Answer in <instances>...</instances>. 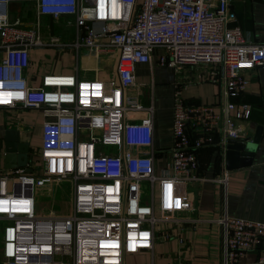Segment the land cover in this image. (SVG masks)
<instances>
[{
    "label": "built area",
    "instance_id": "1",
    "mask_svg": "<svg viewBox=\"0 0 264 264\" xmlns=\"http://www.w3.org/2000/svg\"><path fill=\"white\" fill-rule=\"evenodd\" d=\"M233 1L0 0V108H35L44 115L39 157L25 167L0 169V264H127L128 256L145 252L152 258L146 264H157L159 241L187 244L178 226L197 221L180 215L193 211L189 187L204 180L199 150L214 131L224 151L246 136L241 121L250 119L252 108L236 98L248 84L244 69H264V42L249 41L235 23ZM12 3H34L39 19L69 17L67 25L76 28L73 47L114 51L115 76L49 72L31 86L30 52L46 44L40 21H11ZM158 47L165 49L161 65L175 73L208 66L198 79L221 85L217 104H200L182 94L192 78L177 81L169 138L160 146L154 104L138 105L127 93L136 86L137 64L152 63ZM65 179L73 182L70 211L37 212L42 192ZM218 181L224 189L220 264H238L245 251L264 249V221L229 214L226 164ZM162 224L178 232H163Z\"/></svg>",
    "mask_w": 264,
    "mask_h": 264
},
{
    "label": "crops",
    "instance_id": "2",
    "mask_svg": "<svg viewBox=\"0 0 264 264\" xmlns=\"http://www.w3.org/2000/svg\"><path fill=\"white\" fill-rule=\"evenodd\" d=\"M233 10L237 14L236 24L241 25L249 41L264 42V0H234ZM51 16H40L34 3H12L10 5V19L20 22L24 26H35L41 23V32L46 45L33 48L30 52V65L26 69V76L31 86L41 84V77L49 72L71 73L80 77H96L109 80L114 77L117 70L116 61L111 63L109 50L100 51L99 54L90 52L85 48L81 54L73 47L75 40V25H67L69 17L54 19ZM53 49L41 50L39 49ZM111 51V50H110ZM164 49H156L152 63H138L135 70L136 86L128 89L131 100L138 105L147 106L151 103L155 107V139L160 146L168 140L167 131L173 122V93L174 85L192 78V83L185 85L182 90L186 101H195L200 104H217L221 96V85L212 79L199 80L201 73L209 71L208 66H186L180 73L159 63V55ZM52 54V62L44 60L45 55ZM244 75L248 84L243 93L236 100L248 103L252 108L249 120L241 121L246 131L245 137H254V129L262 127V136L253 153L250 165L229 169V181L226 190L228 212L232 216L264 221V69L261 67H246ZM37 113V118L29 114ZM42 119V120H41ZM44 115L42 110L35 108H0V169L4 170V131L7 128H16L20 131L22 139L30 141L31 149L29 159L36 160L32 155L36 140L41 143L42 123ZM40 124V125H39ZM37 125V126H36ZM213 140L210 144L199 150L198 159L200 172L204 177L201 182H195L189 187L190 196L194 202L193 211L181 214V218L196 219L193 226L190 221L181 220L178 227L184 228L187 244L180 245L176 239L158 242L170 250L169 259L159 261L155 247L154 260L157 264H173L178 260L185 264H220L221 262V225L218 222L223 210L224 189L218 181L226 164V151L220 144L218 132L211 133ZM41 149V144H40ZM39 149V152H40ZM163 232L175 235L178 232L172 225H161ZM165 256V254H162ZM264 255V249L247 250L239 256L238 264H264L259 259ZM138 256L145 258L140 263H149L152 258L149 252ZM165 258V257H163ZM170 261V262H169Z\"/></svg>",
    "mask_w": 264,
    "mask_h": 264
},
{
    "label": "water",
    "instance_id": "3",
    "mask_svg": "<svg viewBox=\"0 0 264 264\" xmlns=\"http://www.w3.org/2000/svg\"><path fill=\"white\" fill-rule=\"evenodd\" d=\"M51 25L54 18H50ZM254 137H243L241 140L230 143L226 151V163L228 168L250 165L253 161V153L262 136V127L254 129ZM4 167L5 169H17L28 165L31 149L30 141L22 139L21 133L16 128H7L3 136Z\"/></svg>",
    "mask_w": 264,
    "mask_h": 264
},
{
    "label": "rangeland",
    "instance_id": "4",
    "mask_svg": "<svg viewBox=\"0 0 264 264\" xmlns=\"http://www.w3.org/2000/svg\"><path fill=\"white\" fill-rule=\"evenodd\" d=\"M41 50H50V51H52L53 49H50V48L39 49V51H41ZM84 51H85V48H82L81 49V54ZM164 52H165V49H164ZM108 53H110V57L112 59L111 63L114 66L115 61H116L115 52L114 51H108ZM44 60L46 62H48V63L52 62V60H53L52 54L45 55ZM36 114L37 113H31L30 112L29 116L31 118H37ZM42 115H43V113H42ZM39 136L40 135L36 136L35 142L33 144V147H35V149L32 152V155L36 156V157H39V149H40V144H41L40 142L36 141V140H38L37 138ZM0 152H2V144L1 143H0ZM34 169H36V168H30L28 170V172H31ZM72 186H73V182L70 179L62 180L59 186H54V184H51L50 192H48L49 190H47V189L42 192V194H41L42 196H41L40 203L38 204L37 212H41V210L44 209V208H55L60 213L69 212L70 209H71V206H72V199L70 198V194H69ZM3 225H4V222L0 221V227H3ZM2 237H3V233H2V231H0V244H1V241H2ZM156 248H157V259L159 261L163 262V259H166V258L170 260V257L167 256L169 254L170 250H167L161 244H159ZM163 253L165 254V256L162 255ZM163 257H165V258H163ZM143 260H145V258L142 257V256H128L127 259H126V262H127V264H138V263L142 262Z\"/></svg>",
    "mask_w": 264,
    "mask_h": 264
}]
</instances>
